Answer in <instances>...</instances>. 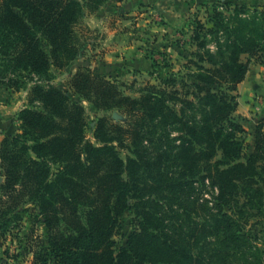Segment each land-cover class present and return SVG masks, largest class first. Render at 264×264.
<instances>
[{
	"label": "trees",
	"instance_id": "1",
	"mask_svg": "<svg viewBox=\"0 0 264 264\" xmlns=\"http://www.w3.org/2000/svg\"><path fill=\"white\" fill-rule=\"evenodd\" d=\"M105 1L0 0V85H9L3 79L9 72L41 76L51 67L64 69L79 52L75 27L83 7L96 10ZM221 16L214 12V18ZM235 20L236 26L228 37V58L219 64L209 59L213 68H200L194 76V92L167 91L154 85L147 95L133 99L112 90L98 76L89 77L82 72L75 76L72 88L76 93L83 94L87 86L91 93L94 91L98 109H122L131 118L125 133L134 158H128L126 165L115 155L111 144L117 141L123 146L125 139H113L103 147L82 145V106L71 102L56 87L34 89L42 109L23 110L21 132L0 143V168L5 178L0 184V238L9 232L12 217L17 218L20 198L28 196L37 204L49 231L54 264H261L260 258L246 247L250 239L242 234L244 224L239 220L244 216L245 202L264 198V129L261 125L255 127L252 151L242 161L243 143L237 134L244 133V129L231 120L235 110L233 97L216 88L227 86V90L234 91L245 79L250 61L242 62L241 55L261 52L264 56V9ZM196 26L205 28L200 21H196ZM41 40L48 51L42 48ZM170 100L173 105L180 103L178 111L168 105ZM197 107L201 112L199 120L186 116L185 110ZM145 121H154L157 126L180 125L181 142L176 146V158L182 160L184 168L180 189L189 187L199 177L217 190L216 233L225 244L224 251H212L206 258L195 253L188 242L174 239L165 231L154 209L156 204L148 197L156 190L166 191L168 184L162 180L161 185L144 183L139 187L135 170L154 169L161 164L162 158L169 156L162 146L171 141L159 136L160 153L153 162L149 161L137 133ZM217 152L221 153V160L209 165ZM50 159L60 165L57 173L47 166ZM91 187L103 199L90 205L87 201L80 203L86 196L79 189ZM240 200L247 201L238 206ZM223 207L230 212H223ZM132 208L136 214L133 232L126 248L116 247L112 237L120 228L123 214ZM80 213L85 217L84 223ZM239 253L242 261L228 262V257ZM213 254L218 255L219 261L212 262ZM34 264H47V258L36 255Z\"/></svg>",
	"mask_w": 264,
	"mask_h": 264
},
{
	"label": "rangeland",
	"instance_id": "2",
	"mask_svg": "<svg viewBox=\"0 0 264 264\" xmlns=\"http://www.w3.org/2000/svg\"><path fill=\"white\" fill-rule=\"evenodd\" d=\"M263 9L264 0H106L96 10L83 7L82 16L75 27L79 44L77 58L64 69L51 67L41 76L28 72H9L3 76L5 82L10 83L8 86L0 85V143L4 138L12 139L21 132L20 114L23 110L42 109L33 90L56 87L71 102L82 106V145L90 143L95 147H103L113 139H125L123 146L117 141L111 144L115 148V155L126 165L128 158H134L125 133L131 118L122 109H98L94 104V91L91 93L87 86L83 94L76 93L72 88L75 76L79 72L89 77L98 76L107 81L112 90L133 99L147 95L150 86L154 85L167 91L176 89L179 93L194 92V76L200 72V68H213L209 59L219 64L221 59L228 58V37L236 26V17H251L254 11L260 13ZM214 12L222 16L214 18ZM196 21L203 24L204 30L196 28ZM41 46L48 51L43 40ZM240 60L250 61L249 70L255 68L262 89L253 92L248 99L238 88L240 83L234 91L227 90V86L216 90L233 97L235 110L231 120L244 129V133L237 134L243 143L244 161L252 151L255 127L261 125L264 129V56L261 52L255 56L241 55ZM170 79L174 82H165ZM188 97L193 99L191 95ZM168 103L175 111L179 110V102L173 105L170 100ZM185 112L186 116H193L195 120L201 117L199 107ZM99 125L103 126L102 130H99ZM179 126H157L154 121H145L139 126L137 133L149 161L153 162L160 153L159 136L171 143L162 146L169 156L163 157L161 164L154 169L141 167L135 173L139 187L144 183L161 185L162 180L168 184L166 191L156 190L148 197L156 204L154 209L163 221L165 231L174 239L188 242L195 253L209 258L212 251L222 250L225 246L216 233L219 211L217 190L207 181L203 183L199 177H195L189 187L180 189L184 168L182 160L176 158V146L180 144L182 135ZM220 154L217 152L209 165L220 161ZM48 164L52 173L60 170V165L51 159ZM4 180L0 168V184ZM79 190L86 196L81 198L80 203L87 201V205H90L103 199L96 188ZM240 201L238 206L247 200ZM19 203L17 218L12 217L9 232L0 238V264H34L36 255L46 257L47 264H54L53 256L50 255L49 231L37 204L28 196H22ZM245 203L244 216L239 221L244 224L242 234L250 239L246 247L264 264V198ZM223 212L229 213L230 210L223 207ZM80 217L84 223L85 217L81 213ZM135 219L133 208L123 214L120 228L112 237L116 247L126 248L128 237L135 227ZM213 256L212 262L219 261L218 255ZM227 260L240 262L243 257L239 253Z\"/></svg>",
	"mask_w": 264,
	"mask_h": 264
},
{
	"label": "crops",
	"instance_id": "3",
	"mask_svg": "<svg viewBox=\"0 0 264 264\" xmlns=\"http://www.w3.org/2000/svg\"><path fill=\"white\" fill-rule=\"evenodd\" d=\"M246 79H244L238 86L239 89L243 91V94L246 96L248 99L249 96L257 91L259 92L260 89H262V86H260V82L257 79V74L255 71V68L250 69L246 76Z\"/></svg>",
	"mask_w": 264,
	"mask_h": 264
}]
</instances>
